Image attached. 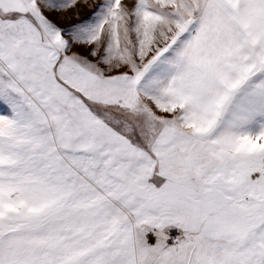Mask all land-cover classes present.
<instances>
[{
  "label": "snow or ice",
  "instance_id": "1",
  "mask_svg": "<svg viewBox=\"0 0 264 264\" xmlns=\"http://www.w3.org/2000/svg\"><path fill=\"white\" fill-rule=\"evenodd\" d=\"M0 264H264V0H0Z\"/></svg>",
  "mask_w": 264,
  "mask_h": 264
},
{
  "label": "rangeland",
  "instance_id": "2",
  "mask_svg": "<svg viewBox=\"0 0 264 264\" xmlns=\"http://www.w3.org/2000/svg\"><path fill=\"white\" fill-rule=\"evenodd\" d=\"M87 10H88L87 8L84 9L85 12H86Z\"/></svg>",
  "mask_w": 264,
  "mask_h": 264
}]
</instances>
